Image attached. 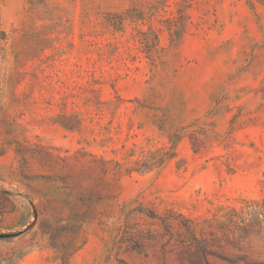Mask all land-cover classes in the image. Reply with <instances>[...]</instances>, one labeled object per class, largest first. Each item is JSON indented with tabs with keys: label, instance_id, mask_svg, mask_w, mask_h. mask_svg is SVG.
Masks as SVG:
<instances>
[{
	"label": "rangeland",
	"instance_id": "obj_1",
	"mask_svg": "<svg viewBox=\"0 0 264 264\" xmlns=\"http://www.w3.org/2000/svg\"><path fill=\"white\" fill-rule=\"evenodd\" d=\"M0 264H264V0H0Z\"/></svg>",
	"mask_w": 264,
	"mask_h": 264
}]
</instances>
